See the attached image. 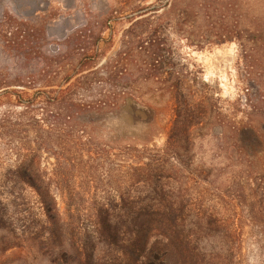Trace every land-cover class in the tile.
Listing matches in <instances>:
<instances>
[{"label":"trees","instance_id":"16d2710c","mask_svg":"<svg viewBox=\"0 0 264 264\" xmlns=\"http://www.w3.org/2000/svg\"><path fill=\"white\" fill-rule=\"evenodd\" d=\"M43 12L34 9L29 15L2 14L3 39L15 47L18 57L43 43L49 26ZM142 14L133 16L125 34H143L128 35L131 41L104 65L91 64L104 38L107 19L85 21L69 31L65 47L77 45L81 49L80 65L65 69L56 87L40 90L41 99L24 97L9 86L25 85L21 79L25 72L34 75L44 68L26 71L21 65L12 72L11 80L0 84L3 90L15 93L25 111L39 102L36 109L42 115L61 117L60 127L49 120L48 125L63 137L65 148L63 161L57 157L49 178L39 170L35 153L19 158L10 168L11 181L5 191L0 189V258L19 241H26L43 248L52 264H233L239 248L237 229L225 227L217 209L211 210L200 198L193 201L181 178L188 176L202 184L219 178L225 187L226 179L233 181L237 173L232 171L221 179V174L212 171L215 164H220L214 157H219V162L226 160L250 178L246 189L234 187L233 197L246 205L250 220L254 219L255 204L264 217V108L245 101L247 108L236 118V110L223 113L207 94L189 95L180 74L163 65L161 23ZM260 28L261 43L251 41V54L260 46L264 48V27L262 31ZM243 42L241 51L247 55ZM119 58L127 60L125 65H112L120 62ZM129 101L136 107L128 108ZM51 103L53 107L49 108ZM162 105L167 116L162 127L165 138L162 145L152 143L148 147L150 139L129 134L127 125L139 120L146 129L152 128ZM206 124L209 131L198 135L196 128ZM99 128L107 131L99 132ZM206 135L214 139L208 148L212 158L199 152ZM99 148L125 154L139 192L117 188L112 194L93 193L86 199L78 196L72 186L75 171L84 157L86 162L101 158L96 154ZM52 184L65 191L62 210ZM23 191L34 197L33 205L15 209L17 200L20 204L28 201Z\"/></svg>","mask_w":264,"mask_h":264},{"label":"rangeland","instance_id":"374dc122","mask_svg":"<svg viewBox=\"0 0 264 264\" xmlns=\"http://www.w3.org/2000/svg\"><path fill=\"white\" fill-rule=\"evenodd\" d=\"M153 7L155 9H152ZM34 9L44 11L42 15L49 26L43 43L33 46L34 48L26 51L22 58L16 54L15 47L3 39L1 31L3 25H0V84L11 80L14 77L12 72L21 69V65L26 71L44 68L43 72L40 70L34 75L26 73L23 69L25 77L21 79L26 84L9 86L21 92L24 97L39 98L40 90L57 86L65 69L71 68L72 65H80L81 49L76 44L73 48L65 47L64 39L69 31L80 28L85 21L93 23L99 18L107 19L104 38L100 41L98 54L93 57L91 64L104 65L106 59L113 58V55L121 50V46L130 40L129 36L135 37V33L143 34L140 31L125 33L134 20L133 16L138 12H144L142 16H148V20L161 23L162 36L165 38L162 43L163 65L180 74L185 91L189 95L207 94L212 97L214 107H219L223 113H234L236 110V118H240L242 110L247 108L245 101L247 105L264 108V48L260 46L261 48L256 51L252 50V54L248 49L251 41L258 43L260 38L258 29L261 27L262 31L264 27V0H0V20L4 12L29 15ZM261 38L264 39V36ZM243 41L247 45V55H243L241 51L240 43H244ZM124 61L127 60L121 59L112 65H125ZM46 82L51 85L46 86ZM2 85L0 184H4L0 189L5 191L11 181L10 168H13L19 158L35 153L39 170L49 178L57 157L63 161L64 146L63 137L53 132L48 125L49 120L60 127L61 117L52 116L51 113L42 115L40 110L38 112L36 109L41 105L39 102L30 104V109L25 111L15 93L3 90ZM52 105L53 103L49 108H52ZM127 105L128 108L136 107L132 101ZM161 107L152 128L146 129L139 120L127 125L129 134L150 139L148 147L152 143L162 145L165 138L162 127L167 118L163 114L166 108L163 105ZM209 127L207 124L197 127L196 132L198 135L206 134ZM98 131L107 130L99 128ZM144 131H147V134L143 135ZM201 142L199 152L208 158L211 157L208 148L214 143V139L206 135ZM99 151L96 154L101 158H94L91 163L86 162L84 157L82 164L75 171L72 186L79 192L78 196L86 199L93 196V193L97 196L112 194L118 191L117 188L130 193L139 192L136 176L130 175L133 167L128 163L129 159L124 157L125 154L115 155L111 154L112 151L106 152L100 148ZM151 151L147 150L153 153ZM212 159L220 163L213 166L214 173L221 174L220 177L223 179L233 171L234 174L237 173L235 179L233 181L226 179L225 187L219 178L212 179L210 184L192 182V178L188 176H182V181L183 183L186 181L188 186L186 188L189 189L193 201L200 198L211 210L217 209L225 227L237 229L239 248L232 258V263L264 264V217L261 216L263 213L259 212L255 204L254 219L250 220L246 216V205L239 204L233 197L234 187L242 186L246 189L250 178L245 173L240 174L234 165L226 163V160L219 162L221 160L219 157ZM156 164L153 166L157 167ZM163 180L166 183V179ZM51 189L56 194L62 210L63 199L65 200L66 196L63 187L57 188L52 184ZM143 193L144 191H141V194ZM23 194H27L25 200L28 201L20 204L21 200H17L19 204L15 209L27 204L33 205L34 197L25 191ZM82 202L86 203L84 200ZM42 249H38L37 245L30 246L26 241H19L18 246L8 250L6 255L0 258V264H52Z\"/></svg>","mask_w":264,"mask_h":264}]
</instances>
